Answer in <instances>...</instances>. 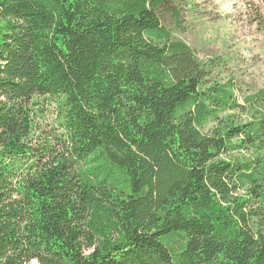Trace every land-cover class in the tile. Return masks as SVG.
I'll return each instance as SVG.
<instances>
[{"label": "trees", "instance_id": "16d2710c", "mask_svg": "<svg viewBox=\"0 0 264 264\" xmlns=\"http://www.w3.org/2000/svg\"><path fill=\"white\" fill-rule=\"evenodd\" d=\"M187 1L0 0V264H264V88L209 82Z\"/></svg>", "mask_w": 264, "mask_h": 264}, {"label": "rangeland", "instance_id": "374dc122", "mask_svg": "<svg viewBox=\"0 0 264 264\" xmlns=\"http://www.w3.org/2000/svg\"><path fill=\"white\" fill-rule=\"evenodd\" d=\"M181 8V22L166 11L163 23L194 49L210 83L233 80L240 104L264 88V0H188ZM226 116L245 122L250 114Z\"/></svg>", "mask_w": 264, "mask_h": 264}]
</instances>
